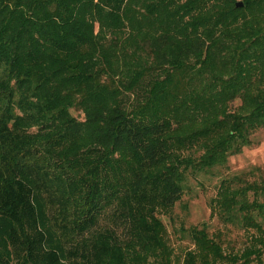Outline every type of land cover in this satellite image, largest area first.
I'll return each mask as SVG.
<instances>
[{"label": "trees", "instance_id": "16d2710c", "mask_svg": "<svg viewBox=\"0 0 264 264\" xmlns=\"http://www.w3.org/2000/svg\"><path fill=\"white\" fill-rule=\"evenodd\" d=\"M261 130L264 0H0V264H264V170L220 176Z\"/></svg>", "mask_w": 264, "mask_h": 264}, {"label": "rangeland", "instance_id": "374dc122", "mask_svg": "<svg viewBox=\"0 0 264 264\" xmlns=\"http://www.w3.org/2000/svg\"><path fill=\"white\" fill-rule=\"evenodd\" d=\"M254 142L252 147L246 148L241 154L230 158L229 170L223 169L220 176L250 172L255 168L264 170V130L256 134ZM219 182V176L201 177L199 181L191 178L187 183L189 190L186 192L183 201L176 206L171 215L163 216L171 246L174 248L177 257H181L186 250L193 249L189 237L182 233L183 228L187 230L208 224L211 232L223 231L228 233L224 224L211 216V201L216 197ZM229 239L237 242L238 249L244 246L243 243L246 240L244 233L240 230L231 232Z\"/></svg>", "mask_w": 264, "mask_h": 264}, {"label": "water", "instance_id": "95a60500", "mask_svg": "<svg viewBox=\"0 0 264 264\" xmlns=\"http://www.w3.org/2000/svg\"><path fill=\"white\" fill-rule=\"evenodd\" d=\"M237 6H238V7H243V4H242V3H238Z\"/></svg>", "mask_w": 264, "mask_h": 264}]
</instances>
